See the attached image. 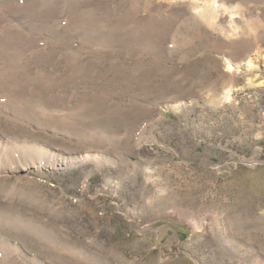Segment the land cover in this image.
I'll return each mask as SVG.
<instances>
[{
	"label": "rangeland",
	"instance_id": "rangeland-1",
	"mask_svg": "<svg viewBox=\"0 0 264 264\" xmlns=\"http://www.w3.org/2000/svg\"><path fill=\"white\" fill-rule=\"evenodd\" d=\"M0 264H264V0H0Z\"/></svg>",
	"mask_w": 264,
	"mask_h": 264
},
{
	"label": "bare ground",
	"instance_id": "bare-ground-1",
	"mask_svg": "<svg viewBox=\"0 0 264 264\" xmlns=\"http://www.w3.org/2000/svg\"><path fill=\"white\" fill-rule=\"evenodd\" d=\"M253 64L252 63H250V66H252Z\"/></svg>",
	"mask_w": 264,
	"mask_h": 264
}]
</instances>
